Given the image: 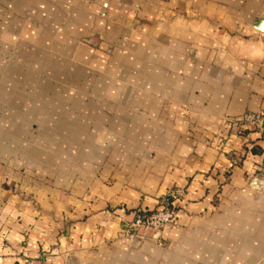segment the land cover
Instances as JSON below:
<instances>
[{"label": "crops", "instance_id": "1", "mask_svg": "<svg viewBox=\"0 0 264 264\" xmlns=\"http://www.w3.org/2000/svg\"><path fill=\"white\" fill-rule=\"evenodd\" d=\"M263 29L264 0H0L4 264H264V127L226 124L264 112Z\"/></svg>", "mask_w": 264, "mask_h": 264}, {"label": "built area", "instance_id": "2", "mask_svg": "<svg viewBox=\"0 0 264 264\" xmlns=\"http://www.w3.org/2000/svg\"><path fill=\"white\" fill-rule=\"evenodd\" d=\"M232 131H241L246 127H264V112L247 114L241 118L231 119L226 122ZM168 201L162 207L152 213L138 215L127 227L125 238H142L146 231H152L155 237H159L162 231L169 225H174L178 219L179 206L185 199L182 190H171L167 193ZM2 261L0 260V263Z\"/></svg>", "mask_w": 264, "mask_h": 264}, {"label": "water", "instance_id": "3", "mask_svg": "<svg viewBox=\"0 0 264 264\" xmlns=\"http://www.w3.org/2000/svg\"><path fill=\"white\" fill-rule=\"evenodd\" d=\"M264 30V29H263ZM259 179H257L255 182H254V186H259ZM136 239V238H135Z\"/></svg>", "mask_w": 264, "mask_h": 264}, {"label": "rangeland", "instance_id": "4", "mask_svg": "<svg viewBox=\"0 0 264 264\" xmlns=\"http://www.w3.org/2000/svg\"><path fill=\"white\" fill-rule=\"evenodd\" d=\"M0 260L2 261L0 264H4V261H3V259L0 257Z\"/></svg>", "mask_w": 264, "mask_h": 264}]
</instances>
